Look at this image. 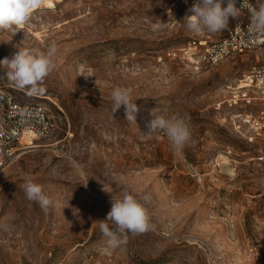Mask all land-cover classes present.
Masks as SVG:
<instances>
[{
  "label": "rangeland",
  "instance_id": "1",
  "mask_svg": "<svg viewBox=\"0 0 264 264\" xmlns=\"http://www.w3.org/2000/svg\"><path fill=\"white\" fill-rule=\"evenodd\" d=\"M168 2L44 0L16 33L0 32V60L58 45L43 94L18 88L0 66V86L58 116L54 132L0 169V264H264V139L235 129L222 104L259 51L201 73L159 60L166 48L223 33H191L190 7L169 13ZM116 88L131 92L136 123L123 106L112 114ZM153 112L186 117L192 143L174 151L165 134H148ZM26 179L52 199L47 212L26 198ZM125 194L153 227L105 251L98 221Z\"/></svg>",
  "mask_w": 264,
  "mask_h": 264
},
{
  "label": "clouds",
  "instance_id": "2",
  "mask_svg": "<svg viewBox=\"0 0 264 264\" xmlns=\"http://www.w3.org/2000/svg\"><path fill=\"white\" fill-rule=\"evenodd\" d=\"M43 3L44 0H0V32L16 33L30 20L33 10ZM223 4L224 0H195L189 8L191 15H186L183 19L186 21V29L197 36L222 32L228 28L230 18L236 19L247 8L251 16L249 33L257 38L264 35V2L253 6L250 0H243L240 7L236 6L237 0H227L226 6H222ZM57 55L58 45L53 41L45 51L39 53L20 48L11 57L0 60V66L5 69L6 80L13 82L18 88L29 89L30 94H43V82L55 71ZM111 100L112 114L123 106L126 120L136 123L138 108L128 89H114ZM152 116L147 123L148 134H165L174 151H183L192 143V131L186 117L178 114L165 117L154 112ZM20 187L26 198L37 203L43 211L47 212L53 205L43 186L33 180L26 179ZM98 227L106 237V251L126 245L129 234H143L153 226L144 204L134 195L125 194L120 199L112 198L110 211L106 219L98 221Z\"/></svg>",
  "mask_w": 264,
  "mask_h": 264
},
{
  "label": "built area",
  "instance_id": "3",
  "mask_svg": "<svg viewBox=\"0 0 264 264\" xmlns=\"http://www.w3.org/2000/svg\"><path fill=\"white\" fill-rule=\"evenodd\" d=\"M250 2L253 6L261 3L259 0ZM194 3L195 0H169L165 9L172 13ZM242 3L243 0H237L236 6ZM226 4L224 0L222 6ZM250 21V11L245 8L236 19L230 18L228 28L219 37H195L180 46L166 48L157 57L161 61L178 62L193 73H201L230 57L259 51V60L251 63L241 78L227 86L228 95L222 101L231 111L232 126L237 130L243 126L252 141L255 137L264 139V35L257 38L250 34ZM57 127V113L47 103L20 100L0 86V169ZM258 158L264 160V151ZM79 264L91 263L86 259Z\"/></svg>",
  "mask_w": 264,
  "mask_h": 264
}]
</instances>
